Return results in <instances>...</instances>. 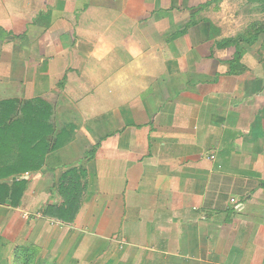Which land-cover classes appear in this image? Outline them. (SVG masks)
Segmentation results:
<instances>
[{
  "label": "crops",
  "instance_id": "0c3cea01",
  "mask_svg": "<svg viewBox=\"0 0 264 264\" xmlns=\"http://www.w3.org/2000/svg\"><path fill=\"white\" fill-rule=\"evenodd\" d=\"M222 1L0 0V264H264V21Z\"/></svg>",
  "mask_w": 264,
  "mask_h": 264
},
{
  "label": "rangeland",
  "instance_id": "374dc122",
  "mask_svg": "<svg viewBox=\"0 0 264 264\" xmlns=\"http://www.w3.org/2000/svg\"><path fill=\"white\" fill-rule=\"evenodd\" d=\"M221 2H223L221 0ZM253 0L252 2L250 0H227L224 3H222V6L219 8L217 7V11L214 10L215 2L212 4L210 11L215 12L218 14L219 21H225L230 23L231 20H236L240 24V30L244 31L245 26L248 24L247 22L252 21V23H257L264 21V13H261V10L264 7L263 0ZM221 4L218 2L216 5ZM246 5H249L248 10L244 11V8ZM250 8V9H249ZM252 8V9H251ZM209 10L206 13L209 15ZM246 15L248 16L246 19ZM228 20V21H226ZM242 23L244 25H242ZM247 23V24H246ZM225 25V23H224ZM229 25V24H228ZM229 30V26L227 27V31ZM253 30V29H252ZM16 264H36L34 259L29 260V258L23 256V253H18ZM39 264V263H38Z\"/></svg>",
  "mask_w": 264,
  "mask_h": 264
},
{
  "label": "trees",
  "instance_id": "16d2710c",
  "mask_svg": "<svg viewBox=\"0 0 264 264\" xmlns=\"http://www.w3.org/2000/svg\"><path fill=\"white\" fill-rule=\"evenodd\" d=\"M258 32H261V28L259 27V29H256ZM227 42H226V44H230L231 42H233V41H231V40H226Z\"/></svg>",
  "mask_w": 264,
  "mask_h": 264
},
{
  "label": "built area",
  "instance_id": "2783aa9c",
  "mask_svg": "<svg viewBox=\"0 0 264 264\" xmlns=\"http://www.w3.org/2000/svg\"><path fill=\"white\" fill-rule=\"evenodd\" d=\"M211 158H215V156L214 155H211Z\"/></svg>",
  "mask_w": 264,
  "mask_h": 264
}]
</instances>
